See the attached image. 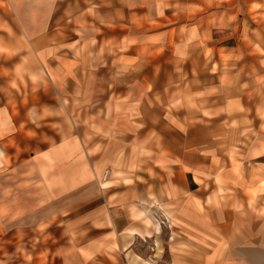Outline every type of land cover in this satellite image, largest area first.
Returning a JSON list of instances; mask_svg holds the SVG:
<instances>
[{"label": "crops", "instance_id": "0c3cea01", "mask_svg": "<svg viewBox=\"0 0 264 264\" xmlns=\"http://www.w3.org/2000/svg\"><path fill=\"white\" fill-rule=\"evenodd\" d=\"M246 1L249 10L254 1ZM241 14L244 48L245 37L264 38V15ZM144 27L146 35L133 37L132 47L139 41L136 49L175 53L174 60L172 54L147 60L146 68L162 70L171 61L202 70L201 37L193 44L179 25ZM141 65L117 66L103 98L113 111L91 121L89 139L68 133L36 156L45 175L36 180L35 190H42L33 203L26 182L14 188L4 180L2 218L9 223L15 214L20 230L60 223L66 239L52 234L50 253L61 264H264V76H219L204 85L200 71L189 87L177 77L162 78L159 88L148 72L133 73ZM124 69H131L129 77ZM62 165L67 173L56 176ZM79 210L81 219L72 215ZM27 213L40 214L35 224L27 223Z\"/></svg>", "mask_w": 264, "mask_h": 264}, {"label": "rangeland", "instance_id": "374dc122", "mask_svg": "<svg viewBox=\"0 0 264 264\" xmlns=\"http://www.w3.org/2000/svg\"><path fill=\"white\" fill-rule=\"evenodd\" d=\"M250 1L254 3L248 10L246 0H0V201L5 180L14 188L26 182V193H33L28 199L34 202L36 190L39 194L42 190H35L40 183L36 180L45 175L36 156L68 133L80 141L95 133L91 121L104 120L102 110L113 111L111 101L103 98L113 89L120 66L134 60L145 63L133 73L148 72L159 88L162 78L177 77L189 87V79L200 71L204 85L219 76H264V47L259 46L264 38L245 37L248 46L241 45V13L249 11L251 19L264 15V0L263 5ZM148 24L179 25L193 44L201 37L202 53L200 46L196 53L202 70L189 62L178 67L171 61L162 70L146 68L147 60L158 63L175 54L171 49L164 56L136 49L142 45L139 41L131 46L133 37L146 35ZM251 27H257L255 20ZM194 52L192 48V57ZM122 71L129 77L131 69ZM66 77L70 81L58 80ZM91 111L96 114L88 116ZM206 132L202 130L203 137H208ZM58 169L53 172L56 176L67 173L66 166ZM39 215L27 213V223L35 224ZM72 215L81 219L82 211ZM2 217L0 213V264H61L50 253L52 234L60 243L66 239L60 223L55 229L20 230L14 227L15 214L9 223L8 216Z\"/></svg>", "mask_w": 264, "mask_h": 264}]
</instances>
